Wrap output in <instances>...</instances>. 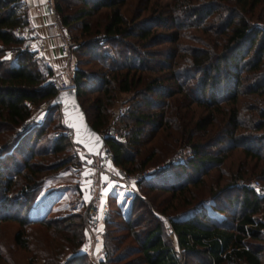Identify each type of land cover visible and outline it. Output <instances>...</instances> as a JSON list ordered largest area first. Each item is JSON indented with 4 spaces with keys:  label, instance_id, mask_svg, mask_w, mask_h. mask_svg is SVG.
I'll use <instances>...</instances> for the list:
<instances>
[{
    "label": "trees",
    "instance_id": "16d2710c",
    "mask_svg": "<svg viewBox=\"0 0 264 264\" xmlns=\"http://www.w3.org/2000/svg\"><path fill=\"white\" fill-rule=\"evenodd\" d=\"M73 1L81 4L83 9L79 10L77 17H71L73 20L100 9L107 10L102 37L91 39L95 42L94 50L102 45L104 51L98 54L90 47L84 50L97 62V85H86L83 79L89 77L78 69L74 70L70 79L69 87L76 90V98L87 124L96 133L104 134L106 128L103 129V126L114 99L113 92L132 93L129 105L120 118L130 123L124 125L127 131L123 133L122 140L107 139L104 143L113 165L133 172L142 170L154 156L162 157L163 150L173 151L178 147L186 151L181 161L170 162L156 172L155 177L149 180L151 183L146 185L148 191L154 189L167 193L166 199L155 202L157 195H151L144 201L134 198L129 205L123 230L136 244L134 253L139 264H180L181 255L191 258L195 264H262L264 107H260L255 98L264 96V28L252 25L250 19L254 17L264 22V0H209L205 4L186 7L187 10L183 6L181 12L191 13L195 26L217 13L215 33H208L210 47L208 51L188 52L185 63L178 64L168 77L154 78L146 75L149 71L146 64L154 63V57L162 56L161 51L142 50L144 44L152 39L149 36L151 28L145 20L126 25L119 12L124 0ZM221 11L224 15H219ZM53 12L62 25H68L69 17L63 15V9L57 3L53 5ZM149 22L153 27L164 26L160 17ZM26 23V10L18 0H0V132L16 129L29 117L30 106L54 96L51 85L46 83L47 70L42 62L33 53L21 50V42L13 37V30ZM204 27L200 26L199 31L205 33ZM83 29L87 30V25L83 24ZM217 35L220 38L212 42L213 36ZM127 38H133L134 42L125 41ZM177 39L178 35L171 34L164 41ZM212 49L217 51L211 53ZM6 54L9 57L3 58ZM172 57L167 55L164 58L172 60ZM242 80L246 81L244 85ZM89 90L100 95L85 107L79 99ZM244 96H250L252 103L240 102L239 98ZM192 105L199 107L201 112L194 114ZM52 108L55 107H48ZM140 108L156 111L144 113L139 111ZM43 128L38 126L30 133L33 134L31 138L26 132V143L41 136ZM145 130L149 136L145 137ZM158 130L163 132L158 149L154 146L141 155L144 142H148ZM20 137L21 133L15 131L9 137L0 139V160L8 150L16 152L21 158L18 164L10 159L12 169L9 173L0 171V222L10 221L17 225L12 244L21 250L28 248L24 228L29 224H41L52 231L51 236L57 237L65 249L74 253L83 241L82 207L79 205L78 210L61 219L44 220L37 212L39 209L31 206L42 183L39 173L56 170L62 164L53 162L42 166L30 160L61 151L66 137L57 135L50 152L43 150L35 153L26 146L27 157L22 156L18 148ZM235 149L240 150L243 159L251 163L250 171L263 182L259 188L246 185V171L239 169L221 185L218 184L220 175H217L204 192L189 189V186L195 188L202 185L200 178L209 170H217ZM238 180L240 183H237ZM232 191L235 193L232 194ZM49 194L44 198H49ZM133 203L141 210L131 218ZM15 207L25 210L21 215L10 211ZM167 209L170 210L168 214ZM154 210L166 219L178 251L164 240V223ZM31 211L38 217L31 215ZM259 214L261 218L257 217ZM55 249L51 248L48 257L41 254L39 264H57L60 249L63 248L55 246ZM113 249L110 248V251ZM108 252L107 249L105 257ZM33 256L31 254L27 258V264H35ZM4 263L8 264L5 259Z\"/></svg>",
    "mask_w": 264,
    "mask_h": 264
},
{
    "label": "rangeland",
    "instance_id": "374dc122",
    "mask_svg": "<svg viewBox=\"0 0 264 264\" xmlns=\"http://www.w3.org/2000/svg\"><path fill=\"white\" fill-rule=\"evenodd\" d=\"M174 1L177 3H174ZM207 2H209V0L123 1L119 8V12L125 20L127 26H131L138 21L145 20L147 22V26L151 28V34L149 36L152 39L144 44L142 50L147 52L161 51L162 56H156L157 58L154 57L156 60L154 63L148 62L146 64L149 67V71H147L146 74L148 77H168V74L172 72L173 69L175 70L177 66H179L178 64L185 63V61L188 59V52L192 53L194 51H206L207 48L210 47V43L207 41V38L210 37L208 33L214 32L216 25L214 23L216 22L217 13L206 17L203 22L201 21L202 23L199 22V25L195 26L192 24L194 18L191 16V13L188 11L181 12L183 6L188 8L190 6L205 4ZM51 3L52 6L57 3L63 9V15H67V17H69V23L67 26L62 25L59 22V18L56 13H54L52 20L59 25L61 31L60 38L55 39L53 41L54 44H59L62 42L67 46L66 53L58 60L59 70L64 73L63 75L66 79V82L68 83V86L71 85L70 79L74 70L76 69L83 71L86 76L89 77L83 79V82L86 85L96 86L98 74L95 72V70L98 68V65L97 62L92 59L93 55H86L84 50L85 47H90L92 49L95 47L93 45L95 42H93L91 39H100L102 37V26L105 23V15H107V10L100 9L98 12L90 14L89 16H85L84 18H80L78 20H73L71 17H77L79 15V10H83L81 4L76 3L73 0H51ZM219 15H224V12L221 11ZM156 17H160L162 20H164V26H152V22L149 21H152V19ZM250 23L252 25H256L257 27L264 28V22H260L254 17L250 19ZM83 24L87 25V30L83 29ZM204 25L206 30L205 33L199 31L200 26ZM171 34L178 35V39L176 41L165 42L164 40L168 39V36ZM219 38L220 37H218V35L213 36L212 42L215 43L216 39ZM125 41L133 43L134 39L127 38ZM98 47L99 48H95V50L93 49L94 52L99 54L104 51L102 49L104 46L99 45ZM106 50H108V48H106ZM216 51L217 49H212L211 53ZM167 55H173L172 60H165L164 57ZM8 57L9 56L7 54L3 56V58ZM70 66L72 67V70L69 69ZM166 67H168V69H166ZM244 83H246V81L242 80L241 84L244 85ZM164 84L171 85L168 82H164ZM131 94L132 93H122L118 91L113 92L114 99L108 108V117L103 126V129L106 128L105 133L111 129V131L121 136L120 140H122L123 133L127 131V128L124 127V125H130L128 121L120 118L122 117L121 115L124 109L129 105L128 101L130 97H132ZM99 95L100 94L97 92H91L90 90L88 92L85 91L80 96L79 101H81V103H83L86 107V105H88ZM250 98V96L240 97L239 101L244 104H251L252 101ZM255 101L260 105V107H264V96H257ZM37 105L30 106L29 117L23 123L18 125L16 129L10 132L2 130L0 132V139L9 137L15 131L16 133H21V142L18 148L21 151V155L27 157V153H25L27 151L26 146L28 147L27 149L31 148L35 153H37L36 151L43 150L50 152V148L52 147L54 141L53 139L57 135L62 134L66 137V144L61 151L54 154L33 157L30 160L31 163H38L42 166L53 162H61L62 165L58 169L53 171L42 170L39 173L42 183L38 192L31 201V206H33L32 208L35 210L39 209L37 212L43 217L44 220L61 219L65 215L73 213V211L79 209V204L77 202V198L80 196L78 189V173L76 172L77 150L68 140V130L65 129L61 123L58 109L56 107L48 109L50 106L48 105L47 109L43 112L41 110L38 111ZM119 107L121 108V114L116 116L115 121L110 128V121L113 117L112 113L116 110V108ZM191 109L194 114L201 112L199 107H195L194 105L191 106ZM141 110L144 113L147 111L148 113H154L156 111L151 109L148 110V108H140L139 111ZM88 113L91 112L88 111ZM88 117L91 121V116L88 115ZM38 126L44 127L43 133L36 140H28L29 143L27 144L26 138L28 136L31 138L33 134L30 133L34 132ZM26 132H28V136L24 135ZM144 134L145 137L146 135H150L147 130H145ZM162 134L163 132L158 130L151 136L148 142H144V145L141 147V150H143L141 155L154 146H156V149H158ZM184 153H186L185 149L181 150V148L178 147H176L173 151L163 150L162 157L160 155L154 156L142 170H138L149 171L150 175L148 179L143 181L140 185L135 186L132 190L120 189L116 192H113L115 194L117 193L116 196L114 194L113 196L109 195L106 197L108 213L102 222L100 246L98 248L91 249L92 251L88 252L87 249L90 248V243L83 232V241L79 249L74 253L69 252L62 246V242H60L57 237L53 238L51 236L52 231L50 229H46L41 224H29L24 228V234L28 240V248L24 251L13 246L12 244V236L17 229V225L13 222L6 221L0 222V264H5L4 259L8 264H27V258L31 254L34 255L33 257L35 259V264H39L41 262L40 255L44 254L45 257H48L51 253V248H53L54 251L56 250L55 246L63 248L62 250L60 249L59 256L55 253L58 256L57 264H139L137 261L138 256L134 253L136 244L131 240L130 234L123 230L124 219L129 211V205L132 203L134 198L144 201L146 197L151 195H157L154 198L155 202H159L163 198L166 199L168 195L167 193H159L154 189L148 191L146 189V185L147 183H151L149 180L151 177H155L156 172H158L163 167L168 166L170 162L172 163L177 160L181 161L183 159ZM3 156L2 157L4 159L1 157L0 160V171L3 174L9 173L12 169V163L10 162L11 158L14 159L17 164L21 162L19 154H16V152L11 150L5 151ZM262 163L260 165H263ZM250 164V162L243 159L240 150L235 149L226 156L225 160L217 170H209L200 178L203 182L202 185L195 188L189 186V189L194 192H204L206 187L215 180L217 175H220V181L218 184L221 185L229 181L232 175L235 174L239 169L241 171H246L245 175L248 176V178L245 179L246 185H253V187L259 188L263 182L256 178L254 172L250 171ZM239 181L240 180H238L237 183H240ZM254 181L257 182V185L255 186ZM49 192V198L45 199ZM234 193L235 192L232 191V194ZM48 199L50 200L48 201ZM172 202L174 203L175 200ZM124 203L126 204L124 205ZM133 205L134 210L131 214V218H133L134 215L139 213L141 210L136 208L135 203H133ZM16 208L17 207L10 211H16V213L19 212L21 215L25 210H17ZM168 213H170L169 209L166 211V214ZM30 214H33L32 211ZM154 214L158 216L160 215L157 213V211L154 212ZM33 215L37 216L36 214ZM159 217L162 218L163 216L160 215ZM257 217L261 218V215L259 214ZM227 219H229V217H227ZM162 222L164 223V227L168 225L166 219L162 218ZM135 231H137V228H135ZM171 237L172 235L167 234L165 228L164 240L169 245H173ZM172 247L174 250L177 249L174 245ZM110 248L114 249L110 251ZM107 249L109 252L107 253V257H105ZM102 251L103 254L101 253ZM180 264H195V261L191 260V258H183L181 255ZM262 264H264V259H262Z\"/></svg>",
    "mask_w": 264,
    "mask_h": 264
},
{
    "label": "built area",
    "instance_id": "2783aa9c",
    "mask_svg": "<svg viewBox=\"0 0 264 264\" xmlns=\"http://www.w3.org/2000/svg\"><path fill=\"white\" fill-rule=\"evenodd\" d=\"M23 8H32L37 6L36 0H18ZM41 5L45 9L44 16L52 17L54 15L51 0H43ZM43 34L37 32L36 27L28 22L13 30V37L21 42V50L31 52L42 62L47 70L46 83L51 85L54 95L62 90L68 89V83L64 73L55 66L54 58L51 55L55 48L60 56L66 53V44L60 42L52 46L51 42L60 38V27L54 21H44L40 26ZM72 70V67H69ZM51 98L41 101L37 105L38 111H45ZM121 114V108H116L112 113L110 128L115 121L116 116ZM68 130V129H67ZM101 137H107L112 140H120L121 136L108 130L107 133L99 134ZM68 140L71 143L72 133L68 130ZM72 144V143H71ZM73 145V144H72ZM76 152L78 173V204L82 207L84 213L83 232L90 243L91 249L100 246L102 222L108 213L106 197L110 190L133 189L137 183L149 177V171L126 172L113 165L111 155L105 145L100 149L96 156H89L83 150L73 145ZM257 182L254 181V186ZM253 187V185H252ZM169 229V227H167ZM103 254V251L101 252Z\"/></svg>",
    "mask_w": 264,
    "mask_h": 264
},
{
    "label": "water",
    "instance_id": "95a60500",
    "mask_svg": "<svg viewBox=\"0 0 264 264\" xmlns=\"http://www.w3.org/2000/svg\"><path fill=\"white\" fill-rule=\"evenodd\" d=\"M49 105L56 107L65 129L72 133L71 143L89 156H96L109 138L101 137L86 122L73 87L56 93Z\"/></svg>",
    "mask_w": 264,
    "mask_h": 264
},
{
    "label": "crops",
    "instance_id": "0c3cea01",
    "mask_svg": "<svg viewBox=\"0 0 264 264\" xmlns=\"http://www.w3.org/2000/svg\"><path fill=\"white\" fill-rule=\"evenodd\" d=\"M42 1L43 0H36L37 6H34L32 8H24L26 10L27 22L30 25L36 27L37 32L39 34H43V29L40 27L41 26V23L44 22V21H51V20H53V16L52 17H46V16H44L45 9L41 5V2ZM51 45L54 46V47L56 46V44H54V42H51ZM51 55L54 58L53 61L55 63V66L59 67L58 60L61 58V56L59 55V53L57 52V50L55 48L52 50ZM116 191H118V190H110L108 192L107 196H109V195L113 196L115 194L113 192H116ZM116 195H117V193L115 194V196ZM125 204L126 203H124V205ZM126 212H125V214H126ZM167 227H168V225L165 227L166 228V231H167V234L172 235V237H171L172 238V242H173V245L176 247L175 238H174L173 234L170 232V229H167ZM176 251H178V250L176 249Z\"/></svg>",
    "mask_w": 264,
    "mask_h": 264
}]
</instances>
